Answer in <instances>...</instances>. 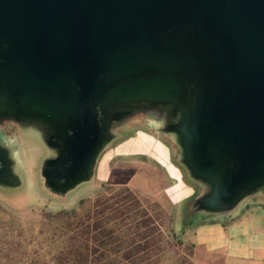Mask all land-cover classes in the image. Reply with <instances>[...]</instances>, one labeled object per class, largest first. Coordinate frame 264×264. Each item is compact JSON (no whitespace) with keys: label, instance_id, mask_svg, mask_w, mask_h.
I'll use <instances>...</instances> for the list:
<instances>
[{"label":"water","instance_id":"95a60500","mask_svg":"<svg viewBox=\"0 0 264 264\" xmlns=\"http://www.w3.org/2000/svg\"><path fill=\"white\" fill-rule=\"evenodd\" d=\"M129 96L180 111L204 210L249 196L264 185V0H0V106L62 122L52 180L87 176Z\"/></svg>","mask_w":264,"mask_h":264},{"label":"rangeland","instance_id":"374dc122","mask_svg":"<svg viewBox=\"0 0 264 264\" xmlns=\"http://www.w3.org/2000/svg\"><path fill=\"white\" fill-rule=\"evenodd\" d=\"M114 108L120 109L108 116L104 141L87 176L61 184L48 171L67 135L62 122L37 110L0 106V159L5 165L0 264H71L70 251L81 253L80 239L71 240L73 223L87 216L89 233L81 238L90 240L97 233L91 228L98 217L94 212H101L100 227L108 241L116 237L119 243V253L105 248L90 256L99 254L98 261L105 264H264V248L229 256L196 247L192 234L183 236L188 226L213 223L226 214L204 210L200 203L211 181L194 178L187 169L175 127L180 111L169 103L134 102L130 96L117 99ZM251 190L246 195H264V185ZM256 200L246 198L230 222L252 216ZM65 212L74 215H60ZM145 242L147 250L140 251Z\"/></svg>","mask_w":264,"mask_h":264},{"label":"crops","instance_id":"0c3cea01","mask_svg":"<svg viewBox=\"0 0 264 264\" xmlns=\"http://www.w3.org/2000/svg\"><path fill=\"white\" fill-rule=\"evenodd\" d=\"M192 191H190V194ZM186 195L181 200L188 197ZM254 196L256 201L253 204V215L245 216L240 222H230V217L235 216L243 206L246 198ZM243 197L233 207L226 211L217 212L226 214L218 221L203 226H188L184 229L183 236L192 234V241L196 247H208V249L223 250L229 256L245 254L248 250L259 251L264 248V195H250ZM249 215V214H248ZM227 223H222L226 222Z\"/></svg>","mask_w":264,"mask_h":264},{"label":"trees","instance_id":"16d2710c","mask_svg":"<svg viewBox=\"0 0 264 264\" xmlns=\"http://www.w3.org/2000/svg\"><path fill=\"white\" fill-rule=\"evenodd\" d=\"M95 216H98L97 217V220H95L93 223H92V231L96 232V234H93L91 237H90V240H85V239H82L81 238V235L85 232V233H89V231H87V228H89V225L88 223H85L87 222L88 220V217L85 216V218L83 219H78L76 220V222L73 223L74 227H73V230L76 228H79L77 234H76V237L74 235V231L71 229L70 232H72L71 235H73L71 238V240H73L74 238L75 239H80L81 243H80V247H78L80 250H81V253L77 252V250H73V251H70V255L72 256V258L69 260V262L71 264H105L101 261H98V255L96 256V258H93V259H90V256H93L94 253L98 252V251H101L103 252L105 250V248H107L109 250V252H112L114 254L116 253H119V243L118 240L116 239V237L114 239H110L108 241V238H109V235L106 231L102 230L101 227H100V214L98 215L97 212H94ZM61 216H65L66 218L69 217L70 215H74V213L72 212H65V213H61L60 214ZM75 218L74 216L71 217V219ZM70 225V223H69ZM68 226V225H67ZM87 241L88 243H90V248L88 249V245H87ZM110 246V248L108 247ZM147 244L146 242L143 243V246L139 247L140 248V251H146L147 250ZM130 249H132L131 247H129L125 252H130ZM135 252H136V249L134 248ZM89 252V253H88ZM125 254L124 253L120 259L123 261L125 260ZM88 258L90 260H88ZM107 264V263H106Z\"/></svg>","mask_w":264,"mask_h":264}]
</instances>
